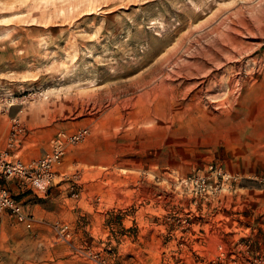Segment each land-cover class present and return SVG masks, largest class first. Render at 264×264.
I'll use <instances>...</instances> for the list:
<instances>
[{
	"label": "rangeland",
	"instance_id": "rangeland-1",
	"mask_svg": "<svg viewBox=\"0 0 264 264\" xmlns=\"http://www.w3.org/2000/svg\"><path fill=\"white\" fill-rule=\"evenodd\" d=\"M59 135L0 264H264V0H0V152Z\"/></svg>",
	"mask_w": 264,
	"mask_h": 264
},
{
	"label": "built area",
	"instance_id": "built-area-1",
	"mask_svg": "<svg viewBox=\"0 0 264 264\" xmlns=\"http://www.w3.org/2000/svg\"><path fill=\"white\" fill-rule=\"evenodd\" d=\"M86 131H80L77 134L67 137L69 143H77ZM65 136H58L53 141L52 152L46 153L41 159L28 164L20 162H11L7 155L0 152V212L8 213L20 224L31 225L32 220L25 214L21 204H19L1 185V181L13 178L23 179L27 182H50L54 178L55 168L60 165L64 155V146L62 139ZM1 263V255H0Z\"/></svg>",
	"mask_w": 264,
	"mask_h": 264
},
{
	"label": "bare ground",
	"instance_id": "bare-ground-1",
	"mask_svg": "<svg viewBox=\"0 0 264 264\" xmlns=\"http://www.w3.org/2000/svg\"><path fill=\"white\" fill-rule=\"evenodd\" d=\"M224 52V51H223ZM233 60V59H232ZM226 81V80H225ZM229 81V80H228ZM227 86H228V88H231L232 86H233V83L232 82H228V84H227Z\"/></svg>",
	"mask_w": 264,
	"mask_h": 264
}]
</instances>
